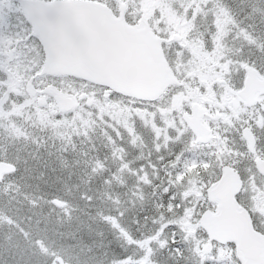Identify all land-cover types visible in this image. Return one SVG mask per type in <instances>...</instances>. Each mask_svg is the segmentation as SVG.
I'll list each match as a JSON object with an SVG mask.
<instances>
[{
    "label": "trees",
    "instance_id": "trees-1",
    "mask_svg": "<svg viewBox=\"0 0 264 264\" xmlns=\"http://www.w3.org/2000/svg\"><path fill=\"white\" fill-rule=\"evenodd\" d=\"M98 1L105 3L111 9L116 6V0ZM121 1L125 4L127 2L129 6L133 4L131 0ZM138 1L141 3L137 5L141 9L144 8L143 15H146L150 23L156 16L153 14L156 9L164 5L176 7L179 13H182L179 15V22L185 25L184 31L190 29L186 32L187 39L203 41L206 49L213 51L217 58L245 61L264 73V0H158L157 3H151V0ZM211 2L221 4L227 14L215 17L210 9ZM134 6L132 5L133 8ZM258 6L260 11L255 22L243 18L244 12H249ZM228 12L232 18L231 22L225 23L228 31L225 30L221 36L220 33L218 36L215 21L218 18L227 21ZM126 19L130 23L137 22L131 16H127ZM249 25L254 40L248 43H243L239 35H234L230 28V26L241 28ZM154 27L156 30L155 25ZM244 49H248L247 55L241 53ZM173 50L172 47L166 50L163 47L169 65ZM255 53H259L260 56L257 60L252 57ZM42 76L49 79L48 85L69 92L73 91H70L73 85H77L74 83L75 80L85 82L73 75ZM56 78L64 79L65 85L57 86L54 83L57 81ZM181 78L189 86H197L198 78L190 80L186 75ZM230 79L225 77L222 81L227 83L228 88H236L239 84L233 78V74L230 75ZM111 94L123 98L130 97L113 91ZM170 94L171 92L165 90L158 98L166 100ZM130 98L142 102L141 99ZM253 109L255 113L264 114V100H259ZM250 110L243 105L241 113H247V119L244 120L243 115L240 122L235 121L231 128L222 118L217 119V124L212 127L218 137L217 142L212 144L209 141L196 142L194 147L186 146L178 139L157 143L153 132L162 140L161 134H157L154 128L153 132L150 131L139 119L135 121V130L128 129L127 133L122 132L116 137L106 132L110 127L103 118L99 117L101 122H97L99 118L92 116L87 119V123L93 127L85 125L82 121L78 126H70L65 130L57 129L58 131L55 125L50 123L42 127L36 125L35 123L42 117L33 116V125L30 123L26 137L0 129V132L22 139V143L30 144L29 158L33 165L41 164L44 167L50 163L49 157H51L54 159L52 165L55 164L60 170L58 181L62 179L61 171L69 169L70 181L77 184L75 189L68 193L50 190L39 194L25 185L16 183L15 176L19 173L16 162V170L1 178L0 191L15 193L29 206L39 207L37 213L46 211L51 217L45 220L48 232L44 238L0 203V228L4 231L0 264H3L2 258L6 253L11 251L13 245L11 237L17 238V236L25 246L24 249L33 256L32 264H62L55 257L58 255L72 264H86L84 261L93 264L94 257L101 253H105L106 259L97 264H140L141 261L145 264L148 261L153 264L180 262L184 255L189 254L187 248L192 247V243L190 245L186 240L194 238V231L185 227L183 232L179 224L173 222L177 221L174 215L181 214L187 205L185 192L190 188L191 181L195 179L199 187L197 194H194L191 188V197L201 198L203 208H213L215 203L206 197L205 189L218 177L219 162L228 163L244 178L243 163L248 159L252 171L259 176L252 161L253 155L247 150L239 132L243 125H247L256 133V153L264 158V148L260 146V144L264 146V136L261 138L257 133L255 113L248 118ZM216 112L221 116L223 113H228L226 109H217ZM101 128L104 130H98ZM163 130L162 126L160 132L162 133ZM128 137L134 138L129 141ZM5 158L11 157L0 156V160ZM57 158L58 161H55ZM56 199L59 204L56 203ZM238 199L251 212L255 228L264 232V223H262L264 216L261 217L260 212L253 211V204L246 199L241 196H238ZM159 216L167 222L156 231L153 225L155 217ZM181 223L184 224L183 221ZM199 229L205 237L200 226ZM61 231H66L67 237L82 238L75 241L79 246L78 255L66 257L55 246L57 243L54 239L62 234ZM156 233L166 237L167 241L164 245L158 246L154 254L153 247L157 245L152 242L150 246L147 243L143 245L141 241L152 239ZM145 247H150L148 255L145 253ZM223 247L228 255L223 263L228 264L230 255L237 261L233 243H226ZM144 255L145 259H141Z\"/></svg>",
    "mask_w": 264,
    "mask_h": 264
},
{
    "label": "rangeland",
    "instance_id": "rangeland-1",
    "mask_svg": "<svg viewBox=\"0 0 264 264\" xmlns=\"http://www.w3.org/2000/svg\"><path fill=\"white\" fill-rule=\"evenodd\" d=\"M120 1L121 0L115 1L116 10H118V3ZM131 2L133 3L132 5H135L134 8L132 5L129 6L127 2L125 4L124 12L128 15V17L131 16L132 18H135L137 20L136 24H141L140 18L143 17L147 21L150 29L161 38L162 47H164L165 50L170 47L174 49L172 51L173 57L169 66L171 67L173 74H175L178 79L182 81V84L177 86L174 84H169L167 91L171 92V95L174 93L179 96L181 103L177 108H172L170 106L171 95L169 103L167 99H158L157 101L146 103L144 101L140 102L139 100L132 99L130 97L123 98L115 96L111 94L112 91L105 86H92L83 82H77V85H73L72 87L68 85L71 87L70 91L73 90L71 92L75 94L79 101L77 108L74 110L61 112L54 97L49 95L47 92H44V96L46 98L45 104H39L36 100H30L32 107L30 106L27 108L25 104L21 105L19 98V96H21L23 99L25 92H23L20 88L24 86L25 83H19L16 87L17 81L20 80V73L22 72L23 74V72H25L28 77L31 74L37 89L43 87V85H45V87L48 86L49 80L47 77L43 78V76L39 74L40 69L36 63L39 52L37 53L36 49L31 48L30 52L31 54H34L31 60L33 69H20L21 71H19L16 70L17 68L14 69L10 67L11 69H9V72L11 75L5 76V78L11 82L13 88L10 91V94L12 93V95L9 94L8 99H5L3 103L7 105V109L12 108L13 110H19L20 112L25 113H0V129H6L7 131L13 132L18 136L26 137V135H28L27 130L30 123L33 125V116L42 117L35 123L36 125L42 127L47 123H50L55 125L56 130H65L70 126H78L82 123V121L85 123V125L92 126L87 123V119L92 116L95 118H103L106 121L108 127H110V130L106 132L113 136L115 135L116 137V135H120L122 132L127 133L128 129L135 130V121L136 119H139V121L143 122V125L148 126L150 131L153 132L154 128L157 134H161L162 140L160 137H157L155 132H153L154 139L157 143L161 144L166 143L168 140L174 141L178 139L186 146L189 145L194 147L195 143L197 142L195 140V136L193 133L189 132L187 125L184 123L181 117V112L186 108H190V105L193 102H196L201 107V120L207 127L209 126L208 128L211 134L209 141L210 144L213 142L216 143L218 140L217 135H215L212 130V127L217 124V119L222 118V120L228 124L229 128L233 126L235 121L239 123L243 115L244 120H246L247 113H241L242 102L240 101L239 97L234 94L236 88H228L227 83L222 81V79L227 77L229 80H231L230 75L232 76L233 74V78L236 79L240 85L244 76V66L250 63L239 60L234 61L230 58H217L213 51L206 49L203 41L199 39H187L186 32L190 31V29L187 28L186 32L184 31L185 25L182 22H179V15H182V13H179L176 7L172 5H164L163 7L156 9L155 12H153V14L156 16L150 23L146 15H143V6V9H141L137 5V3L140 5L141 2L138 0H131ZM152 2L157 3L158 0H151V3ZM6 8L8 12H6ZM210 9L215 17L217 15L224 16L227 14L224 7L219 3L212 4ZM146 11L148 12L147 8ZM259 11L260 7L258 6L254 9H251L249 12H244L243 18L255 22ZM4 13H6L12 19L11 23H15L16 19L22 18V9L19 6L18 0H0V15H3ZM231 19V15L228 12L227 21L223 18H218L215 21V27L217 30L216 35L219 36L220 33L221 36L225 30L228 31V29L225 28V23L229 21L231 22ZM21 20L22 23H24V19ZM16 24L17 23L11 24L9 32L15 35L16 38L25 37L27 33L24 24L23 28ZM154 25L156 26V30ZM230 28L234 35H239V38L243 43H248V41L254 40L250 25L241 28L230 26ZM3 34L4 33H0V38ZM173 34H179L180 38L174 39L172 37ZM2 44L3 43L0 41V45ZM7 44L8 43L5 41L3 45ZM249 50L251 49L249 48ZM241 53L247 55L248 49H244L241 51ZM252 57L257 60V57L260 56L259 53H255L252 55ZM3 72L4 73H0V76H4L6 74L5 70ZM183 75L188 76L190 80L198 78L197 86H189L188 83L183 82V78H181ZM28 77L26 75L24 76V78ZM56 79L58 82L54 81V83L57 86L65 85L64 79ZM74 83H76V81H74ZM56 88L63 92L70 93L66 89H61L59 87ZM10 96L12 98H10ZM258 98L260 100H264V94ZM27 109H30V111ZM217 109H226L228 113H223V116H221L220 113L216 112ZM253 113L254 111L250 110L248 118H250ZM255 116L256 117L254 120L256 130L258 129L257 133L261 138H263L264 114L258 112L255 114ZM232 117H234L233 120H231ZM100 118L97 120V122H101ZM162 126L164 127V130L161 133L160 130L162 129ZM98 130L104 129L101 128ZM239 132L241 134V129ZM252 132L256 136V133L253 130ZM133 138L134 137H128L129 141H131ZM260 146L261 148H264V146L261 144ZM30 149V144L22 143V139H18L12 135L10 136L9 134L0 132V156L5 155L7 157H11L5 158L4 160H8L15 164L17 162L19 166V173L15 176L16 183L25 185L39 194L47 193L50 190L66 191V193H68L70 190L75 189L77 184L72 182V180L70 181L69 178L71 176V171L69 169H63L61 171L62 179L58 181L60 170L55 164L52 165L54 159L49 157L50 163L44 167L41 164L33 165L29 158L31 151ZM58 159L59 158H57L55 161H58ZM221 164L222 162H219V166ZM243 164V173L245 177L243 178L244 188L242 191V198H247L250 203L255 205H252L253 211L260 212L262 217L264 216V180H262L260 176L255 175L256 173L252 171V167L249 165L248 159ZM191 188L194 194H197L199 191V187L195 179L191 181L190 188L185 192L187 205L184 207L181 214L174 215V218L177 221L173 222V224H179L183 232H185V227L187 229L189 227L194 231V238L186 240L190 243V245L192 243V247L187 248L189 254L191 255L185 256L184 261L189 264H204L205 262H208L207 264H215L216 262L221 261L217 257V254L223 259H227L228 255L226 249L220 245L214 246L208 255H202L200 252L201 245L205 239L199 229L198 223L199 215L201 213L200 211L203 208L201 206L202 199L199 197L192 198ZM0 203L2 206L8 208L9 211H11L26 226L31 227V229L37 234L46 238L48 229L46 227L45 220L50 219V213L46 211L37 213L39 207L33 208L29 206L13 192L7 193L5 191H0ZM155 219V224L153 226L156 231L167 222V220L161 216L155 217ZM181 221H183L185 225L181 223ZM262 223H264V218ZM3 239L4 231L0 228V248ZM11 239L13 241V245L11 246V251L6 253V256L2 258L3 264H32L33 256L28 254L27 250L24 249L25 246L18 240L19 237H11ZM80 239L82 238L67 237L61 234L56 236L54 241L57 243L55 246H57L58 249H61L63 254L71 257V255L77 254L79 251V246L75 241ZM50 240H53V238H50ZM166 241V237L156 233L152 239L148 238L145 241H141V243L143 245L145 243L149 245L150 242H152L157 245L153 247L155 254L157 247L164 245ZM149 251L150 247H145V253L147 255ZM191 252H193V254ZM43 258L45 259V256ZM105 259V253H101L97 254L92 262L93 264H97L104 261ZM141 259H145V255ZM236 262L237 261L234 259V257L230 255L228 264H236ZM84 263L90 264L85 261ZM146 264L153 263L148 261Z\"/></svg>",
    "mask_w": 264,
    "mask_h": 264
},
{
    "label": "water",
    "instance_id": "water-1",
    "mask_svg": "<svg viewBox=\"0 0 264 264\" xmlns=\"http://www.w3.org/2000/svg\"><path fill=\"white\" fill-rule=\"evenodd\" d=\"M21 4L44 46V72L74 74L108 85L119 93L146 99L160 94L168 82L176 81L162 54L159 37L145 21L142 26H130L122 17L114 18L108 7L97 1L21 0ZM32 88L29 83L27 90L32 92ZM49 91L55 92L61 110L76 106L72 95L53 88ZM256 93H264V75L246 65L237 95L246 104H252ZM43 100V96L38 99L40 103ZM177 102L175 96L173 106ZM200 110L194 103L191 113H184L183 118L197 139L204 141L209 134L200 121ZM242 135L253 152L255 139L250 129L244 127ZM255 166L264 175V159L256 158ZM14 168L10 162L0 161V178ZM241 187L240 174L229 164L221 165L220 175L206 190L208 199L216 202L215 209H205L200 215L207 233L202 251L210 249L212 240L232 241L240 264H264V233L254 228L248 210L237 200Z\"/></svg>",
    "mask_w": 264,
    "mask_h": 264
},
{
    "label": "flooded vegetation",
    "instance_id": "flooded-vegetation-1",
    "mask_svg": "<svg viewBox=\"0 0 264 264\" xmlns=\"http://www.w3.org/2000/svg\"><path fill=\"white\" fill-rule=\"evenodd\" d=\"M19 6L21 7V5H19ZM114 16H119V15L114 14ZM24 17H25V19L24 18L16 19L15 23H17L16 25H18L22 28H23V24H24L27 35L25 37H17V38L15 37V35H13L9 32L11 24H15V23H11L12 19H10L9 16H7L3 19H0V33H4L1 36L0 41L3 44L5 43V41L8 43L7 45H3V44L0 45V73H4L3 72L4 70L6 71V74L4 76H0V113H25V112H20L19 110H13L12 108L7 109V105L5 103H3L5 99L6 100L8 99L10 91L13 88V86L11 85V82L5 78L6 75H11L9 72L10 71L9 69H11L10 67H12L14 69L17 68L16 70H19V71H21L20 69H27V70L33 69L32 64H31V62H32L31 60H32V56H34V54H31L30 51H31V48H34L37 50V53L39 52L38 60H36V63L38 65L39 69L43 68V64H44V60H45L44 47L41 45V42H40V39L38 38V36L34 34V26H33L32 21L28 17L26 18L25 15H24ZM122 18H123V20H125L124 14H123ZM21 19H24V23H22ZM12 38H14V39H12ZM26 41H27V43H26ZM38 42L40 43L39 46H38ZM6 46H8V47H6ZM114 50L117 51L118 48L114 47ZM35 71H37V70H35ZM25 75L28 77V75L25 72H23V74H22V72L20 73V80L17 81L16 87H17V84H19V83H22V84L25 83V85L20 88L23 92H25V94L23 95V99L21 98V96H19V98H20L21 105L25 104V106L27 108H29L30 106L32 107L30 100L38 101V98L40 96L44 95L45 85H43V87L37 89L36 85L34 84L35 81H34L33 77L31 76V74L28 78H24ZM29 83H31L33 86L32 92H29V90H27V85ZM167 88H168V86L166 87V89ZM10 95H12V93ZM173 95H175V94L173 93L171 95V98L174 97ZM10 98H12V97L10 96ZM10 98H9V100H10ZM45 101H46V98L43 100V103ZM240 101H242V100L240 99ZM180 103H181V101L179 98V100L176 104L177 106L175 108H177L180 105ZM191 105H190V108H191ZM190 108L184 109L181 113L190 112ZM27 110L30 111V109H27ZM203 233H205V232L203 231ZM206 241H207V235L205 234V239L203 240L202 244H204ZM211 244H212V246L210 247V249L206 253H202V255H208L212 251L214 246H217V245L221 246L222 245V244H219L215 241H211ZM201 249H202V245H201ZM188 255H191V254H186V255H184V257L188 256ZM184 257H183V260H181L180 262H178L176 264H189L186 261H184ZM217 257L221 261L216 262L215 264H224L223 263L224 259L218 254H217ZM207 263L208 262H205L204 264H207ZM210 264H213V263H210ZM230 264H232V263H230ZM236 264H239V262H236Z\"/></svg>",
    "mask_w": 264,
    "mask_h": 264
}]
</instances>
